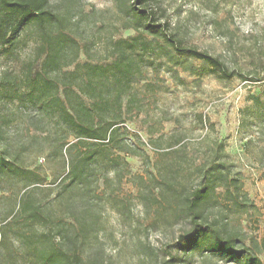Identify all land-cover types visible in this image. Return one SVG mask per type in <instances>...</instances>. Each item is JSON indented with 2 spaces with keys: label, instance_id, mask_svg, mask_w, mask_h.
<instances>
[{
  "label": "rangeland",
  "instance_id": "rangeland-1",
  "mask_svg": "<svg viewBox=\"0 0 264 264\" xmlns=\"http://www.w3.org/2000/svg\"><path fill=\"white\" fill-rule=\"evenodd\" d=\"M49 1L58 20L47 43L26 28L13 48L0 49V151L38 178L27 193L54 222L70 223L55 197L69 162L92 149L100 216L92 243L106 264H236L212 253L209 239L185 249L190 221L164 184L198 188L222 164L226 181L207 205L208 224L235 235L264 264V0ZM133 8L149 17L138 22ZM150 24L158 35L146 30ZM184 49L219 60L222 70L186 58ZM91 67L110 79L97 90L110 89L106 98L120 93L123 105L102 148L59 126L52 100L57 94L70 110L68 96L77 106L87 79L101 80ZM82 100L93 106L86 94Z\"/></svg>",
  "mask_w": 264,
  "mask_h": 264
},
{
  "label": "trees",
  "instance_id": "trees-1",
  "mask_svg": "<svg viewBox=\"0 0 264 264\" xmlns=\"http://www.w3.org/2000/svg\"><path fill=\"white\" fill-rule=\"evenodd\" d=\"M147 0H136L143 4ZM135 19L139 22L149 17L146 11L133 8ZM49 0H0V49L7 52L13 48L26 28H35L40 32L45 43L48 42L49 31L57 22ZM146 30L152 35H158L156 25H147ZM175 46V43L170 41ZM181 52L188 59L202 61L213 68H223L219 60L197 50L184 49ZM51 54L46 60L49 63ZM55 63L53 64L54 67ZM100 70L101 80L95 82L88 78L86 89L81 90L77 106L69 101L70 110L61 102L57 94L52 99L59 109L58 125L68 128L79 137H86L97 141L93 146L104 147L106 138L116 125L122 121L123 105L120 93L116 97H107V91L97 90L99 85L110 83L106 70ZM115 68L124 72L121 64ZM123 74V73H122ZM116 84L121 78L114 76ZM58 85H54L57 90ZM114 90V89H113ZM115 92V90H114ZM67 94V93H66ZM93 101L92 107H86L82 95ZM258 102L259 99L256 98ZM64 147V146H63ZM63 150V149H62ZM14 157V158H13ZM11 156L8 150L0 151V264H106L104 250L92 239L98 232L100 216L95 210V191L91 189L96 176L91 167H97L92 149H87L85 156L80 160L72 159L68 174L59 184L55 197L61 207H67V217L71 222L60 220L54 222L51 214L31 197L27 189L38 178L33 172L23 169L17 164V157ZM93 161V163H91ZM93 164V165H92ZM227 168L217 164L205 172L198 188L174 190L169 181L164 182L169 193L179 203V211L189 219L191 229L181 242L186 250H190L200 241L209 239V250L218 253L236 264L242 261L245 264H262L257 255L247 248H239L235 235L229 231H222L215 224H208V207L211 198L215 195L218 183L226 181L224 171ZM25 177V178H24ZM237 191L240 190L238 180L233 179ZM25 193L20 196V191ZM228 193L231 194V192ZM165 199V198H164ZM47 228V232L39 234L38 227ZM13 234V239H9ZM10 247L12 250H10ZM264 248V244H263ZM165 264H172L167 262Z\"/></svg>",
  "mask_w": 264,
  "mask_h": 264
}]
</instances>
